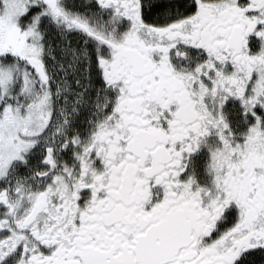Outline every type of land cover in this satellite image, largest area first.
I'll list each match as a JSON object with an SVG mask.
<instances>
[{
	"label": "snow or ice",
	"instance_id": "6c2138e0",
	"mask_svg": "<svg viewBox=\"0 0 264 264\" xmlns=\"http://www.w3.org/2000/svg\"><path fill=\"white\" fill-rule=\"evenodd\" d=\"M0 264H264V0H0Z\"/></svg>",
	"mask_w": 264,
	"mask_h": 264
}]
</instances>
